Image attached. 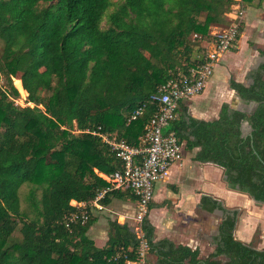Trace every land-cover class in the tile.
<instances>
[{
  "label": "trees",
  "instance_id": "obj_1",
  "mask_svg": "<svg viewBox=\"0 0 264 264\" xmlns=\"http://www.w3.org/2000/svg\"><path fill=\"white\" fill-rule=\"evenodd\" d=\"M232 2L0 0V264H128L141 241L154 264H264V248L233 235L240 210L209 195H201V209L220 218L204 258L197 249L155 240L146 214L140 237L115 219L107 220L102 247L86 234L97 217L89 204L107 185L99 174L121 166L99 135L137 146L156 102L128 122L130 112L177 68L193 64L199 48L191 36L210 39L212 27L227 26ZM259 54L263 61L247 73V86L228 81L243 105L254 103L248 112L222 103L217 118L205 121L188 115L181 101L166 130L184 149L197 148L193 160L220 167L229 190L263 203L264 50ZM17 90L33 105L14 104ZM124 197L135 198L112 191L100 203ZM71 213L76 219L66 227Z\"/></svg>",
  "mask_w": 264,
  "mask_h": 264
},
{
  "label": "crops",
  "instance_id": "obj_2",
  "mask_svg": "<svg viewBox=\"0 0 264 264\" xmlns=\"http://www.w3.org/2000/svg\"><path fill=\"white\" fill-rule=\"evenodd\" d=\"M237 3L243 10V18L235 43L214 64L212 74L202 92L182 101L186 113L195 119L209 121L217 118L222 103H227L231 108L236 105L244 108L246 105H243L229 88L228 81L232 78L247 86L250 83L247 73L263 61L259 51L264 50V0H251L249 3L240 0ZM227 16L225 18L229 20ZM219 28L213 27L211 31ZM253 104H249L250 108ZM242 128L248 130L246 123L242 124ZM181 146V160L172 164L166 178L157 181L153 186L151 207L148 208L146 217L154 228L155 240L167 238L175 245L197 249L198 256L204 258L214 247L212 236L216 232L220 212L202 210L199 202L201 195H209L225 207H239V210L252 206L251 202H257L246 195L229 190L222 181V169L217 165L193 160L192 156L197 148L186 150L183 143ZM102 206L105 211L92 210L93 214L106 215L112 212L117 216V222L121 219L119 223L125 222L132 226L130 220L134 217L131 212L136 208L135 198H112L107 205ZM89 207L94 209L90 204ZM215 214L217 217L214 223L210 222L206 227L205 221ZM111 217L109 219L114 220ZM255 219L254 217L253 220ZM107 220L103 216H97L86 232L96 247H102L105 243ZM244 225L242 221H236L233 235L236 239L248 243L249 231ZM263 233L264 230H261L258 238L261 244L256 249L264 248ZM149 255V264H154V256ZM219 259L224 258L221 256Z\"/></svg>",
  "mask_w": 264,
  "mask_h": 264
},
{
  "label": "built area",
  "instance_id": "obj_3",
  "mask_svg": "<svg viewBox=\"0 0 264 264\" xmlns=\"http://www.w3.org/2000/svg\"><path fill=\"white\" fill-rule=\"evenodd\" d=\"M235 1V0H234ZM230 5L229 23L223 28L211 32L210 39H202L203 44L193 60V64L183 71L176 72L174 78L160 84L153 95L138 103L130 112L127 121L141 116L147 103L156 102V109L143 126L139 144L132 146L117 139L114 134H100L101 139L109 146L121 163L119 169L109 174H99L107 185L97 192L90 205L100 211L103 209L100 200L108 192H128L135 197L136 214L133 227L140 237L139 223L147 212V205L153 197L154 184L166 178L169 168L182 157V146L172 131L166 130L169 121L176 119L179 102L198 95L212 74L213 66L223 53L228 51L236 41L243 18V10L235 1ZM231 15V17H230ZM195 35V34H194ZM71 205L83 207L84 203L70 201ZM86 218L85 212L80 219ZM76 219L71 213L66 218V227ZM146 245L140 242L135 260L128 264H147Z\"/></svg>",
  "mask_w": 264,
  "mask_h": 264
},
{
  "label": "rangeland",
  "instance_id": "obj_4",
  "mask_svg": "<svg viewBox=\"0 0 264 264\" xmlns=\"http://www.w3.org/2000/svg\"><path fill=\"white\" fill-rule=\"evenodd\" d=\"M233 3V2H232ZM231 9V8H230ZM228 13L229 12H227L224 16H227L228 15ZM228 17V16H227ZM103 23H104V20H102V25H103ZM228 23H229V21H228ZM213 28V27H212ZM212 32V31H211ZM211 34V33H210ZM238 34H239V32H238ZM211 36V35H210ZM199 37L198 36H196V35H192L191 36V39L192 40H195V39H197L198 40V46H197V48H199L200 49V46H202V44H203V40L202 39H198ZM0 47H1V41H0ZM196 49V48H195ZM199 49L197 50V52H195V56H194V59L196 58V55H197V53H198V51H199ZM193 59V60H194ZM178 71H180L179 70V68H177V72ZM3 82V80L1 79L0 80V84ZM12 84H13V82H12ZM14 86V85H13ZM15 87V86H14ZM16 88V87H15ZM18 91V90H17ZM24 91V90H23ZM42 94L43 95H47L48 94V92H42ZM26 96H27V93L24 91V92H19L18 91V97H16L13 101H14V104H16V105H19V106H25V105H28V106H32L33 104L32 103H28L27 102V98H26ZM40 108H41V106H39ZM183 151V150H182ZM182 156H183V154H182ZM182 158V157H181ZM233 191V190H232ZM27 192H28V186H23V188H21L20 189V194H19V197H20V199H21V202H22V205H26V203H24L23 201H22V199L25 197V195L27 196ZM234 192H236V191H234ZM236 193H238V192H236ZM239 194V193H238ZM242 194V193H241ZM243 195H245V194H243ZM242 198H245V197H242ZM239 202H240V200H239ZM91 204H92V202H91ZM251 205L252 206H250V207H247V209L246 208H244V210L243 209H240V211H239V213H238V215H237V222L238 221H242L243 222V224H245L244 226H246L247 227V230L249 231V238H248V244H250L251 246H253V247H255V248H258L259 247V244H261V242L259 243V235H260V231L261 230H264V202L263 203H260V204H253L252 202H251ZM233 208H235V207H233ZM239 208V207H238ZM134 209H135V211L133 212H131L132 213V215L134 214H136V208L134 207ZM100 211H105V209H101ZM243 211V212H242ZM93 212L94 211H92V214H93ZM98 214H100V213H98ZM98 214H94V215H96V216H99V217H104L105 219H109L110 218V216H112L111 218H113V219H117V216L116 215H114L112 212H109V213H107L106 215H98ZM108 214H111V215H108ZM133 215V216H134ZM217 217V214H215V215H211L210 217H208V219L205 221L206 223H205V226L206 227H208V224L210 223V222H213V221H215V218ZM254 217L256 218L255 220H253L254 219ZM119 220V219H118ZM119 222H121V219H120V221ZM130 222L132 223V227H133V225L135 226L136 225V222L134 221V219L133 220H130ZM214 223V222H213ZM14 236H17L18 235V233L17 232H14V234H13ZM263 235H264V233H263ZM149 254H147V260H146V262H147V264H149Z\"/></svg>",
  "mask_w": 264,
  "mask_h": 264
},
{
  "label": "water",
  "instance_id": "obj_5",
  "mask_svg": "<svg viewBox=\"0 0 264 264\" xmlns=\"http://www.w3.org/2000/svg\"><path fill=\"white\" fill-rule=\"evenodd\" d=\"M250 103L252 104V102H250ZM250 103H248L244 108H241L240 106H237V105L233 106L232 108L235 109V110L248 112L251 109L250 106H249ZM253 106H254V104H253Z\"/></svg>",
  "mask_w": 264,
  "mask_h": 264
}]
</instances>
